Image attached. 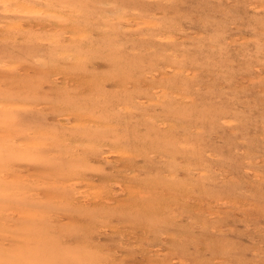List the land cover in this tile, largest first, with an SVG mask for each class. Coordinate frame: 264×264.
<instances>
[{
    "label": "rangeland",
    "instance_id": "374dc122",
    "mask_svg": "<svg viewBox=\"0 0 264 264\" xmlns=\"http://www.w3.org/2000/svg\"><path fill=\"white\" fill-rule=\"evenodd\" d=\"M0 264H264V0H0Z\"/></svg>",
    "mask_w": 264,
    "mask_h": 264
}]
</instances>
